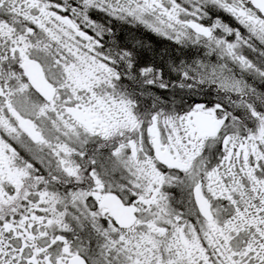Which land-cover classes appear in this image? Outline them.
<instances>
[{"label": "snow or ice", "instance_id": "obj_1", "mask_svg": "<svg viewBox=\"0 0 264 264\" xmlns=\"http://www.w3.org/2000/svg\"><path fill=\"white\" fill-rule=\"evenodd\" d=\"M0 264H264V0H0Z\"/></svg>", "mask_w": 264, "mask_h": 264}]
</instances>
